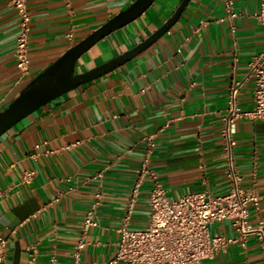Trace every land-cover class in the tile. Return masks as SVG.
Listing matches in <instances>:
<instances>
[{"label": "crops", "instance_id": "0c3cea01", "mask_svg": "<svg viewBox=\"0 0 264 264\" xmlns=\"http://www.w3.org/2000/svg\"><path fill=\"white\" fill-rule=\"evenodd\" d=\"M134 0H27L31 13L30 74L22 78L14 50L18 15L0 0V111L69 48ZM190 0L154 44L115 70L40 108L0 137V264H75L82 226L98 194L79 264H109L120 229L148 224L153 186L137 188L151 140L150 166L169 197L191 191L225 194L230 187L222 138L230 91L253 107L249 63L264 51L261 0ZM182 0H156L135 22L94 45L76 64L91 70L137 46L161 28ZM73 37L70 38L69 36ZM235 164L244 189L259 197L249 224L264 223V121L236 125ZM71 145L70 148H66ZM26 172H34L25 183ZM213 232L238 237L230 221ZM1 252V246H0ZM203 264H264L257 239L237 241Z\"/></svg>", "mask_w": 264, "mask_h": 264}, {"label": "built area", "instance_id": "2783aa9c", "mask_svg": "<svg viewBox=\"0 0 264 264\" xmlns=\"http://www.w3.org/2000/svg\"><path fill=\"white\" fill-rule=\"evenodd\" d=\"M11 4L18 15L14 57L20 76L24 78L30 74L28 42L31 13L27 0H11ZM226 8L231 18L238 17L230 0H227ZM255 18L264 27V0H261ZM247 78L255 82L253 107L249 110L241 109L238 90L233 88L223 117L222 138L229 190L217 196L208 192L191 191L177 199L169 197L150 166L154 144L149 140V149L142 161L133 195H137V188L143 179L147 178L152 182L148 198V224L137 230L130 229L127 225L121 227L117 253L109 264H203L206 260L214 259L231 244L237 241L244 243L251 237L257 239L264 262V223L260 221L256 226L249 224L250 206L257 207L259 197L242 187L234 155L237 123L241 120L264 121V51L250 61ZM70 147L68 145L66 148ZM33 176L34 172H26L23 181L28 184ZM96 197L82 226L83 238L74 252L75 264H79L89 230L98 226L96 212L101 204V195ZM223 221L231 222L238 237H226L213 232V226ZM0 246L1 263L5 257L6 241L0 240ZM35 257L36 252L32 254L28 264H33ZM55 261L53 258L52 264Z\"/></svg>", "mask_w": 264, "mask_h": 264}, {"label": "water", "instance_id": "95a60500", "mask_svg": "<svg viewBox=\"0 0 264 264\" xmlns=\"http://www.w3.org/2000/svg\"><path fill=\"white\" fill-rule=\"evenodd\" d=\"M156 0H134L83 40L69 48L42 73L33 78L19 95L0 111V137L40 108L67 92L103 77L139 55L162 37L180 18L190 0H182L166 23L146 40L127 52L91 69L77 73L76 64L94 45L139 19Z\"/></svg>", "mask_w": 264, "mask_h": 264}]
</instances>
